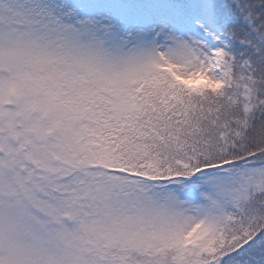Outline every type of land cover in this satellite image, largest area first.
Here are the masks:
<instances>
[{"label": "snow or ice", "instance_id": "1", "mask_svg": "<svg viewBox=\"0 0 264 264\" xmlns=\"http://www.w3.org/2000/svg\"><path fill=\"white\" fill-rule=\"evenodd\" d=\"M0 264H264V0H0Z\"/></svg>", "mask_w": 264, "mask_h": 264}]
</instances>
